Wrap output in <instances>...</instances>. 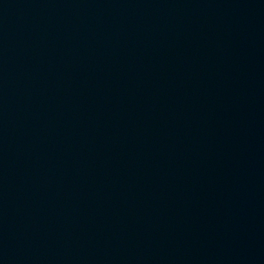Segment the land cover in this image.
I'll use <instances>...</instances> for the list:
<instances>
[{
  "label": "water",
  "instance_id": "water-1",
  "mask_svg": "<svg viewBox=\"0 0 264 264\" xmlns=\"http://www.w3.org/2000/svg\"><path fill=\"white\" fill-rule=\"evenodd\" d=\"M0 264H264V0H0Z\"/></svg>",
  "mask_w": 264,
  "mask_h": 264
}]
</instances>
